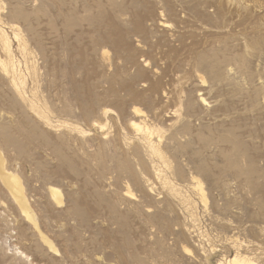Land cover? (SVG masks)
Segmentation results:
<instances>
[{
	"label": "rangeland",
	"instance_id": "1",
	"mask_svg": "<svg viewBox=\"0 0 264 264\" xmlns=\"http://www.w3.org/2000/svg\"><path fill=\"white\" fill-rule=\"evenodd\" d=\"M0 61V264H264V0H0Z\"/></svg>",
	"mask_w": 264,
	"mask_h": 264
},
{
	"label": "bare ground",
	"instance_id": "2",
	"mask_svg": "<svg viewBox=\"0 0 264 264\" xmlns=\"http://www.w3.org/2000/svg\"><path fill=\"white\" fill-rule=\"evenodd\" d=\"M1 62V61H0ZM3 64V63H2ZM199 96V95H198ZM201 97V96H200ZM136 114V113H135ZM132 121V120H131ZM136 122V121H135ZM129 123H131V122H129ZM133 124H135L134 122H133ZM130 125V124H129ZM142 125V124H141ZM149 125V124H148ZM134 128V127H133ZM136 128V127H135ZM154 130V129H153ZM144 134H146V135H150L151 134V132H150V130H148V128L144 131ZM140 135V134H139ZM154 142V141H153ZM155 143V142H154ZM154 146V145H153ZM158 151V150H157ZM159 156V155H158ZM2 158V157H1ZM0 164H1V159H0ZM3 166H1V168H2ZM3 169V168H2ZM0 171H2V170H0ZM6 171V170H5ZM5 171H4V173H5ZM3 172V171H2ZM13 175V174H12ZM10 173H7V171H6V174H2L1 175V177L2 178H0L1 180H3L4 182H5V186L7 185V187L11 190V192L13 193V195L16 197V199H17V201H18V203H19V205H20V208L22 209V211L23 212H25L27 215H29L30 216V214H29V212H28V208H27V204H26V201H25V199H24V196L22 195V189H21V187H20V184H19V180H17V177H15V176H12ZM159 175V174H158ZM155 176V175H154ZM162 176V175H161ZM156 178V177H155ZM159 178V177H158ZM161 178V177H160ZM166 180V179H165ZM195 180H196V178H195ZM199 180V179H198ZM192 182H194V181H192ZM195 184H197V185H199L200 186V182L198 181L197 183H195ZM195 184H193V185H195ZM198 186V187H199ZM173 187H175V186H173ZM201 187V186H200ZM49 188V190H50V192H51V196L53 197V198H55L59 203L60 202H62L61 201V193H60V191L58 190V189H55V188H53V187H48ZM47 188V189H48ZM148 188V187H147ZM195 188H197V187H195ZM149 189H151V188H149ZM194 191V190H193ZM173 192V191H172ZM194 192H197V191H194ZM201 195V194H200ZM199 197V196H198ZM52 198V199H53ZM201 198V197H200ZM199 198V199H200ZM54 199V200H55ZM179 199H180V197H179ZM187 199H189V198H187ZM190 201V200H189ZM202 201V200H201ZM57 202V203H58ZM182 202V201H181ZM32 219V218H31ZM36 225V224H35ZM236 239V238H235ZM45 240V239H44ZM46 241H47V239H46ZM47 244H48V241L46 242ZM51 245V244H50ZM49 245V246H50ZM233 245V244H232ZM51 246H53V245H51ZM240 247V246H239ZM53 248V247H52ZM55 248V247H54ZM56 251V250H55ZM187 251H189V250H187ZM249 256H250V254H249ZM216 264H257L255 261H253V259L252 258H250V257H248L246 254L244 255V254H241V253H238V254H236V255H234L233 257H230V258H223L222 260H218V262L216 263Z\"/></svg>",
	"mask_w": 264,
	"mask_h": 264
}]
</instances>
